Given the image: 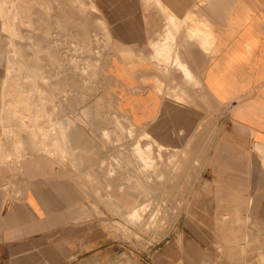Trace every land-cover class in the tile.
I'll list each match as a JSON object with an SVG mask.
<instances>
[{
  "label": "crops",
  "instance_id": "0c3cea01",
  "mask_svg": "<svg viewBox=\"0 0 264 264\" xmlns=\"http://www.w3.org/2000/svg\"><path fill=\"white\" fill-rule=\"evenodd\" d=\"M93 1L122 52L114 56V78L133 124L157 130L182 98L190 104L179 102L178 130L186 121L201 131L202 109L214 132L220 118L206 145V184L183 209L182 241L142 249L123 240L121 221L106 220L105 208L90 200L84 168L81 183L45 154L26 157L25 141L16 144L0 126V264H187L184 235L193 257L221 245L230 264H242L237 248L250 214L264 218V205H251L264 202V0ZM6 58L0 29V111ZM179 63L193 80L183 79Z\"/></svg>",
  "mask_w": 264,
  "mask_h": 264
},
{
  "label": "rangeland",
  "instance_id": "374dc122",
  "mask_svg": "<svg viewBox=\"0 0 264 264\" xmlns=\"http://www.w3.org/2000/svg\"><path fill=\"white\" fill-rule=\"evenodd\" d=\"M0 29L7 44L4 136L25 141L26 157L42 153L68 166L81 183L84 168L90 200L105 208L106 220L121 221L123 240L142 249L182 241L183 209L206 184L200 179L206 145L221 130L220 118L214 132L202 109L201 131L186 121V130H178L179 102L190 104L182 98L157 130L133 124L119 105L114 78V56L122 52L93 0H0ZM138 143L149 151L148 164L135 152ZM252 193L249 188L247 198ZM249 223L237 248L240 262L264 264V218L250 214ZM184 236L187 264H230L221 245L193 257Z\"/></svg>",
  "mask_w": 264,
  "mask_h": 264
},
{
  "label": "bare ground",
  "instance_id": "6f19581e",
  "mask_svg": "<svg viewBox=\"0 0 264 264\" xmlns=\"http://www.w3.org/2000/svg\"><path fill=\"white\" fill-rule=\"evenodd\" d=\"M163 2V1H162ZM163 4V3H162ZM165 5V4H164ZM166 6V5H165ZM161 7H163V6H161ZM165 9V8H164ZM164 9H162V10H164ZM165 10H167V7H166V9ZM169 10V9H168ZM196 11V10H195ZM166 12V11H165ZM164 13V12H163ZM192 13H193V10H192ZM189 15H190V12H189ZM168 16H170V18H169V20L171 19V24H175V23H177V22H175L176 20H175V18L176 17H173L174 15H168ZM191 16V15H190ZM189 16V17H190ZM192 16H194V14L192 15ZM167 17V16H166ZM213 19V18H212ZM178 20H180V19H178ZM187 21H189L188 19H186ZM185 20V21H186ZM186 21V22H187ZM205 21V20H204ZM207 21V20H206ZM205 21V22H206ZM181 22H182V20H181ZM190 22V21H189ZM183 23H184V21H183ZM204 23V22H203ZM207 23V22H206ZM206 23H205V25H206ZM179 24V23H178ZM181 24V23H180ZM188 25H190V24H188ZM196 25V24H195ZM199 25H200V23H199ZM202 25V24H201ZM208 25V24H207ZM176 26V25H175ZM187 26V25H186ZM194 26V25H193ZM193 26H191V27H193ZM177 27V26H176ZM190 27V26H189ZM197 28H199V27H197ZM195 29V28H194ZM201 29H204V28H201ZM207 30V29H206ZM208 31V30H207ZM204 32H206V31H204ZM210 32H211V30H210ZM193 33V32H192ZM196 33V32H195ZM194 33V34H195ZM208 33H209V31H208ZM183 37H185V36H183ZM191 38V37H190ZM184 39V38H183ZM186 39V38H185ZM192 39V38H191ZM166 44V43H165ZM158 45H160V44H158ZM216 47V46H215ZM217 50V49H216ZM34 54V53H33ZM215 54V53H214ZM30 55V54H29ZM219 57V56H218ZM177 59V57H175V60ZM160 60H162V57L160 58ZM180 64V66L182 67L181 68V70H182V75H183V79L184 80H193L192 79V76H191V74H190V72L185 68V65L184 64H181V63H179ZM208 80V79H207ZM208 83V82H207ZM231 92V91H230ZM3 125V124H2ZM253 130V129H252ZM8 132H9V130H8ZM6 136H8V134L6 135ZM260 140V139H259ZM261 142V141H260ZM13 146V145H12ZM264 146V145H263ZM17 149V148H16ZM18 150V149H17ZM10 152H11V150H10ZM135 152H136V154H138L140 157H142L143 159H144V161L148 164L149 163V161L148 160H145L146 158H148V157H146V155H147V153L149 152L148 150H145L144 148H142V147H140V144L138 143L137 145H136V148H135ZM11 154H12V152H11ZM232 154V153H231ZM230 154V155H231ZM155 169L157 168V167H154ZM259 204H263L264 205V202H262L259 198H255V199H253L252 200V202H251V205H252V207H255V206H257V205H259ZM224 238V237H223Z\"/></svg>",
  "mask_w": 264,
  "mask_h": 264
}]
</instances>
